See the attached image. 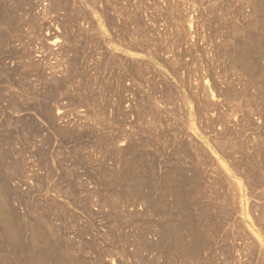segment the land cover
Segmentation results:
<instances>
[{"label": "rangeland", "instance_id": "rangeland-1", "mask_svg": "<svg viewBox=\"0 0 264 264\" xmlns=\"http://www.w3.org/2000/svg\"><path fill=\"white\" fill-rule=\"evenodd\" d=\"M253 1L59 0L58 2V0H0V151H3L0 154L2 156L8 155L7 157L4 156V158L0 155V197H2L0 198V231L3 234L0 235V246L2 245L0 250L5 251V254L2 251L5 259L11 253L16 255L15 257L21 256L24 259L26 257V249H28L29 253L31 251L34 252L37 245L35 234L31 231L34 223L31 224V222L37 221V223L35 222L36 224L42 222L44 212L40 210L30 211V208L23 207L27 206V203L29 206L34 204L44 205L45 208L48 207L49 210H52L49 215L53 216L48 218V225L46 226L48 227L52 224V230L55 229L54 226H56V229H65L64 236L66 237L69 236L68 233L70 232L75 233L78 228L84 229L85 232L87 230L91 231L90 235H93V229H91L93 225L94 227L96 226V229L99 228L98 230L103 227L105 228L102 230H106L112 225L108 226L105 221L99 220L100 217L97 215L101 211L109 213V209L107 210L106 207V200L109 205L111 204V198L117 200L120 197L114 202L119 203L117 205L120 207L125 205L127 208L123 211H126L127 215L132 211L129 210L128 204L126 205V199L131 196L129 185L124 180H121L122 183L119 180L117 181L116 187L114 186L116 189L113 187L111 190L106 189L105 191L99 181L100 177L103 176L101 172L106 170L109 174L118 175L121 172L123 162H126L134 174V170H137V174H140L139 172H142V170L137 169L139 167L134 165L135 160L133 159L135 154L139 155H136L137 157L146 155L148 159L145 156L142 159H144L145 163L148 162L146 168L148 167L149 170L150 167V170L154 173L151 176L158 189L160 184L162 185L159 182L162 181V175H165V172L170 170L178 173L175 165L178 162L176 158H178L180 152V142L188 141L191 144L189 148L196 152L197 158L199 156L201 158H199L201 178L198 181L201 187L204 188V202L202 203L203 196L202 198L200 196L197 198L200 201L202 200L200 202L201 206L209 204V207H211L209 208V215H211L209 216L207 213L208 224H210L207 229L211 228L212 230H210L211 233L209 229L207 232H205L206 230L204 231L206 234L203 237H206V239L203 238L200 246V251L203 248V253L199 251V253L191 255L192 258L196 257L199 259L190 260L191 257L189 256L190 259L187 257V262H196L195 264H225V262H227L226 264H233L234 262L236 264L239 261V264H264V183H260V181L257 183L256 181L255 184L252 179L250 180V178L245 176L243 168L246 169L250 165L242 164L243 160L241 161L242 166L237 165L242 152L248 153L250 158L255 156L254 159H251L252 162L254 161L253 164H258L261 157L264 159V82H262L264 81V57L259 59L260 63H258L260 66L256 67L258 68L256 69L257 72L251 65L247 66H250V69L246 67L240 71L231 66L226 53L227 43L234 38L233 29L236 27H244L245 29L243 28V30L246 31L250 30V32H253L252 40L259 42L261 33L259 34V27L255 25L259 17L255 18L253 13V8L256 7ZM258 20L262 19L259 18ZM247 27L249 29H246ZM230 36L233 37L230 38ZM254 45L258 46L257 42ZM247 69L249 72L252 70V72L246 74ZM48 98L49 100H47ZM21 102H24L25 105ZM18 105H22V107ZM53 110L55 111L53 112ZM54 128L58 133L56 130V132L54 131ZM231 131L242 133L236 135L230 141L229 134ZM71 132L72 136L69 137ZM105 136L110 137L107 140L111 141L112 144L109 142L108 145L107 140L106 143L102 144ZM10 141L12 143H9ZM97 141L98 143L101 141L100 145L97 144ZM138 147L139 149H137ZM6 148L12 154H8ZM112 150H115L116 158H114V155L110 157ZM234 150H236V153L231 158L228 153H233ZM4 151H6V154ZM76 153L77 157H75ZM121 153H124L125 160H123ZM174 154L175 156H173ZM11 155L15 156L10 157ZM42 158L44 163L41 160ZM64 158L71 159L73 163L76 161V166L71 164L70 160L66 159L67 162L64 161ZM10 162H13V166L14 164L16 165L14 166L15 168ZM19 162L21 163L19 164ZM233 163L237 167L241 166L238 174V169L233 172V168H236ZM232 165L233 168L231 170ZM5 167H8L5 171H10L11 173L5 172L3 169ZM63 167H66L64 168L66 170L65 173H61L64 172ZM151 167L156 168V172ZM52 171H54L53 174H51ZM66 172H70L72 175ZM3 173H5L4 176H2ZM76 173H80L81 178L84 175L83 178L81 179ZM86 173L88 174L87 176H85ZM58 174H60V177ZM156 174L158 175L156 176ZM41 175L43 178L40 177ZM52 175L56 177L54 176V178ZM62 175L65 178L61 177ZM66 175L68 178H66ZM87 177L90 179L89 183L88 181L85 182V180H88ZM160 177H162L161 180ZM178 177L176 178L177 181L181 182V177ZM57 178L60 181H56L58 180ZM17 179L19 180L17 181ZM21 179H23L21 181L23 183L20 182ZM43 179H45V183ZM52 179H55L57 183L55 181L54 183ZM49 180H51L53 185ZM72 180L75 182L73 183ZM48 181L56 189L54 187L51 189L52 186H49V183L45 185ZM70 181H72L71 184ZM93 181L96 183L94 184ZM65 183L68 184L67 188ZM251 183H253V186L250 185ZM13 184L16 186L13 187ZM56 184L59 187L62 185L60 187L61 190ZM4 185L7 189L8 187L11 188L9 189L8 198L6 197L8 190L5 189ZM17 186H19L18 189L16 188ZM45 186L48 188H45ZM68 187L70 192L74 191V194H69L71 197L68 196ZM77 187H80L81 190ZM98 188L103 196L99 194ZM13 189L15 192L12 191ZM22 190L24 192L27 190L28 193L30 191V193H24ZM43 190L44 192L47 190L48 194L45 195ZM84 190L88 192L85 194ZM114 190H118L120 193ZM160 190H158L157 194L160 193ZM61 191L63 192L61 193ZM58 192H60L61 197ZM3 193L6 194L4 195ZM64 193L65 196L63 197ZM112 193L115 194V198H113ZM10 195L15 198H12L13 201L11 200L13 204L15 203L14 205H12L11 201L9 202L11 199ZM89 195L90 197L87 198L86 196ZM97 195L98 197H96ZM25 196L28 202L23 199ZM33 196L35 197L33 198ZM84 196L86 198L82 200ZM92 196L95 198L92 199ZM49 197L56 198V200L54 201L52 198L51 200ZM107 197H111L110 200ZM69 198H75L73 202H76V204L80 202L81 204H75L76 208L72 207L73 210L70 205L69 207L66 205L68 204L66 201H72ZM89 198L90 200H88ZM57 199L60 202L64 200L66 204L61 202L60 206V202ZM101 200L103 204L105 203L104 205ZM171 200H169V203ZM208 200L212 204L208 203ZM23 202L26 203L23 205L21 204ZM29 202L31 203L29 204ZM50 202L55 206H59L60 211L62 210L61 214H59L60 211H57L58 208L50 207ZM91 202H94L95 206ZM213 203L221 207L216 209L213 207ZM257 203L261 204V208L256 206ZM138 204L142 208V204L145 203L142 201ZM80 205H82V208L89 205L88 211L90 209L89 212L93 213L95 216L92 215L97 218L88 215L91 213L88 212L87 214V211H83L79 207ZM169 205H172V202ZM15 207H17L16 211ZM40 207L42 206H39V209H42ZM5 208L8 209L6 210ZM80 209H82L83 213H81ZM21 210L22 213H20ZM200 210L199 207H193L192 214L195 215L197 213L195 215L197 217V215L201 214ZM13 211L18 218L13 215ZM66 211L69 215H67ZM52 212L53 214H51ZM94 212L97 213L95 214ZM24 213L25 215H23ZM33 213H41L39 214L41 216ZM74 213L78 214V216L86 213L81 216L82 218L80 216L77 217L79 221L82 220L83 222L91 217L87 219L89 222L87 220L84 222H87L85 225H89L91 230L82 221L78 228L77 226L74 227L72 220L77 219L75 217L77 215ZM29 215L32 216L28 217ZM7 217L10 219L8 220L9 222L13 225L15 224L13 231L18 232L15 227L18 228L19 226L20 228L27 223V227L24 225V233H18L17 236L16 234L14 235L17 232L12 233L13 231H10L12 229H10V226L8 228ZM57 217L62 218L61 220L64 222L61 220L60 222ZM123 219L126 220V218ZM92 220L93 222H90ZM244 220H246V223ZM1 222H5V224L3 223V225ZM71 222L73 225H69ZM64 223L65 225H63ZM2 227L9 229V231L2 229ZM3 230L4 232L6 231V235ZM101 233L103 232L101 231ZM19 234L22 235L20 236ZM14 237L19 238V240L22 239L25 243L22 242L23 246L26 245V251L20 252L25 257L16 251L15 241L17 242L18 239H13ZM58 237L60 242L63 243L61 236L59 235ZM91 237L89 236L87 239ZM9 240H12V242L10 243ZM187 240L189 241L190 239L186 238ZM222 241L223 243L226 242L224 244L220 243ZM216 242L217 244H215ZM79 243L81 244V241H78ZM227 243H229L230 247H228ZM247 244L250 247L252 246V250L247 247ZM207 245L211 246H209L208 252H205L208 248ZM99 246L104 248V242L103 244L100 243ZM117 246H112V248H115V253L121 254L119 246ZM219 247L220 249L222 248V251L224 249L223 253H221ZM245 248L248 250L246 251ZM210 250L213 251L211 252ZM234 250V255H232L231 251ZM226 253L228 254L225 259ZM2 254L0 255V261H4L1 264H5L7 259L5 261ZM152 254L149 255L150 257L148 255L145 256L146 259L149 257L146 261L151 262L153 257L156 256L158 260L160 259L157 264H165L164 260L167 264L168 257L165 258L163 255L164 257L160 256L159 258L157 255ZM222 254L225 255L222 256ZM118 256L110 258L113 261L108 259L106 264H127V260L130 258L126 254H121L123 257L119 256V259ZM178 256L173 254L171 257L176 264L179 261H181L179 264H189L187 262L184 263L187 259H184L183 256ZM202 256L207 259H203ZM232 256L233 258H231ZM234 257L239 259L236 260ZM120 258H124L126 262L120 260ZM26 259L19 260V264L22 261H25L24 263L26 264L28 261ZM132 259L134 260V258L129 259V264L141 263L139 260L135 259L136 261H133ZM182 259L184 260L183 262ZM230 259L235 260L232 262ZM118 260L120 261L117 262ZM172 260L171 262L173 263ZM175 260L178 261L176 262ZM153 261H155V258Z\"/></svg>", "mask_w": 264, "mask_h": 264}, {"label": "bare ground", "instance_id": "bare-ground-1", "mask_svg": "<svg viewBox=\"0 0 264 264\" xmlns=\"http://www.w3.org/2000/svg\"><path fill=\"white\" fill-rule=\"evenodd\" d=\"M58 2H59V0H58ZM254 2V4H256V7H254L253 8V13H254V15H255V18H257V17H259L260 19H262V20H258L257 19V21H256V23H255V25H257L258 27H259V29L258 30H260V32H259V36H260V39H259V42L258 41H253L252 40V33L253 32H250V30H248V31H246V30H243V28H238V27H236V28H234L233 30H234V33H233V36H234V38H232L231 36H230V38H232V40H227L228 41V43H227V41H226V43H227V54H228V58H229V61H230V64H231V66L232 67H234V68H236V69H239L240 71H242L241 69H245L248 65H251L252 66V68H254L255 69V72H257V70L256 69H258V68H256V67H259L260 66V62H259V59L261 58V59H263L262 57H264V0H254L253 1ZM55 4V3H54ZM60 6V5H59ZM59 6H57V7H59ZM254 6V5H253ZM255 10H256V13H255ZM6 13V12H5ZM72 14V13H71ZM73 15V14H72ZM67 17V16H66ZM3 18V17H2ZM68 18V17H67ZM5 19V18H4ZM72 19V18H71ZM69 20H70V18H69ZM7 24V23H6ZM245 29V28H244ZM246 29H249L248 27L246 28ZM258 33V32H257ZM3 34V33H2ZM126 34V33H125ZM5 36V35H4ZM229 38V39H230ZM256 42H257V45L258 46H255L254 44H256ZM225 43V44H226ZM225 46V45H224ZM264 60V59H263ZM259 62V63H258ZM259 65V66H258ZM250 67V66H249ZM249 67H247V68H249ZM250 69V68H249ZM260 69V68H259ZM261 70V69H260ZM259 70V71H260ZM247 71V73L246 74H249V73H251L252 72V70H251V72H249V70L247 69L246 70ZM245 71V72H246ZM244 72V71H243ZM254 72V71H253ZM263 73V72H262ZM245 74V75H246ZM248 76V75H247ZM250 76H251V74H250ZM249 76V77H250ZM253 77V76H252ZM256 78H258V77H256ZM264 78V77H263ZM250 79V78H249ZM262 79V78H261ZM262 81V80H261ZM3 82V81H2ZM262 82H264V81H262ZM54 83V82H53ZM256 83H257V81H256ZM52 86V85H51ZM54 86H56V85H54ZM56 88V87H55ZM58 89V88H57ZM173 90V89H172ZM246 90V89H245ZM3 92V91H2ZM1 92V93H2ZM55 92V91H54ZM57 92V91H56ZM57 94V93H56ZM55 94V95H56ZM4 95V94H3ZM54 95V94H53ZM57 95H59V94H57ZM63 95V94H62ZM69 96V95H68ZM4 97V96H3ZM42 97V96H41ZM62 97V96H61ZM65 97V96H64ZM173 97V96H172ZM46 98V97H45ZM72 98V97H71ZM71 98H69V99H71ZM5 99V98H4ZM52 99V98H51ZM54 99H55V97H54ZM56 99H58L57 97H56ZM42 100V99H41ZM47 100H49V98L47 99ZM66 100H67V95H66ZM43 101V100H42ZM45 101H46V99H45ZM70 101V100H69ZM69 101H67V102H69ZM75 101V100H74ZM22 103V102H21ZM24 103V102H23ZM22 103V104H23ZM37 103H39V102H37ZM52 103V102H51ZM56 103V102H55ZM79 103V102H78ZM56 104H58V103H56ZM11 105V104H10ZM17 105V104H16ZM15 105V106H16ZM24 105H25V103H24ZM44 105V104H43ZM42 105V106H43ZM47 105V104H46ZM71 105V104H70ZM19 107H22V105L20 106V105H18ZM24 107V106H23ZM41 107V106H40ZM50 107V106H49ZM84 107H85V105H84ZM46 108V107H45ZM53 108V107H52ZM88 108H91V107H88ZM95 108V107H94ZM17 109V108H16ZM15 109V110H16ZM55 109V108H54ZM14 110V109H13ZM23 110V109H22ZM47 110V109H46ZM9 111V110H8ZM29 111V110H28ZM55 110H53V112H54ZM102 111V110H101ZM11 112V111H10ZM15 112V111H14ZM17 112V111H16ZM42 112V111H41ZM52 112V113H53ZM87 112V111H86ZM38 113V112H37ZM43 114V113H42ZM54 123V122H53ZM56 127V126H55ZM37 130H38V128H37ZM44 130V129H43ZM56 129L54 128V131H55ZM73 130V129H72ZM71 130V131H72ZM36 131V130H35ZM51 131V130H50ZM54 131H53V133H54ZM57 131V130H56ZM55 131V132H56ZM76 131V130H75ZM37 132V131H36ZM39 132V131H38ZM81 132V131H80ZM79 132V133H80ZM57 133H58V131H57ZM78 133V134H79ZM242 132H230V134H229V139H230V141H231V139L233 138L234 139V137L236 136V135H238V134H241ZM38 134V133H37ZM71 135H69V137L70 136H72V132L70 133ZM73 134H74V132H73ZM13 135V134H12ZM77 135V134H76ZM11 136V135H10ZM106 136H108V135H106ZM105 136V139H104V137H103V141H102V144L103 143H106V140H107V138L108 137H106ZM4 137V136H3ZM12 138V137H11ZM14 138V137H13ZM57 138V137H56ZM73 138V137H72ZM75 138H76V136H75ZM7 139V138H6ZM108 139H110V137L108 138ZM112 139V138H111ZM8 140V139H7ZM12 140V139H11ZM65 140V139H64ZM113 140V139H112ZM108 141V140H107ZM115 141V140H114ZM3 142V141H2ZM7 142V141H6ZM101 142V141H100ZM99 142V143H100ZM111 143V141H108L107 142V144L108 143ZM4 143V142H3ZM9 143H12L11 141L9 142ZM98 143V141H97V144H99ZM194 143V142H193ZM112 144V143H111ZM132 144V143H131ZM230 144V143H229ZM234 144V143H233ZM100 145V144H99ZM105 145V144H104ZM109 145V144H108ZM114 145H115V143H114ZM113 145V146H114ZM129 145V144H128ZM191 144H190V142H188V141H182V142H180V152H179V154H178V158H176L177 159V165H175L176 167H177V172L178 173H175V171H170L169 169V172H165L166 174L165 175H162L163 176V178L162 177H160V180H161V178H162V181L161 182H159V184L160 183H162V185L160 184V186H161V190H160V186H159V188L157 189V185H156V183H154V181L152 180V176H151V174L153 173L152 172V170H150V167H149V170H148V167L146 168V164L148 163H145V161H144V159H142V157L144 158V156L146 157V155H144V156H142V157H137V156H139V155H137V154H135V156H134V159L133 160H135V166H138L139 168H137L138 170L140 169V171L142 170V172H139L140 174H137V170H134L135 171V174L132 172L133 170L132 169H129V165L128 164H126V162H123V165H122V169H121V172H120V174H118V173H116V174H118V175H112V174H109L108 173V171H106L105 169V171H103V172H101V174L103 175L102 177H100V183H101V186H103V188H105V191H106V189H108V190H111L115 185H117V181L119 180L120 182H121V180H124V182L126 181L127 183H128V185H129V189H130V196L131 197H129L128 199H126L127 200V203H126V205L128 204V208H129V210L130 211H132V212H129V214H127L126 215V211H123V210H126V208L127 207H125V205H124V207H120V206H118L117 204H119V203H115L118 199H120V197L116 200V199H112L111 197H107L108 198V200H110V198H111V204H109L108 205V201L106 200V207H107V210H108V212L109 213H105L104 211L102 212L101 211V213H97V215L100 217L99 218V220L101 219V221H105L106 222V224H108V226L110 225H112L111 227H109V228H107L106 230H102L103 228H105V227H103L101 230H98V229H96L95 227H94V225L93 226H91V229H93V235H90V232L87 230L86 232L84 231V229L82 230V229H80V228H78V226L79 225H81L80 224V222L82 221H79L78 220V218L77 217H79L78 216V214H75V215H77V216H75L77 219H73L74 218V216H73V220H72V222H73V224H74V227L75 226H77V230L75 231L74 229H73V231H75V233H68V237H66V236H64V232H65V229H56V226H54V230H52V224H50L48 227L46 226V225H48V222H47V220H48V218L49 217H51V216H53V215H49V213L52 211V210H49L48 209V207L47 208H45V206L44 205H35L34 203V205H31V206H29L28 205V203H27V206L25 205V206H23V207H28V208H30V211L32 210V212H33V210H40V211H42V212H44V216H43V221L42 222H39L40 221V219L42 218H40L39 219V224H36L37 223V221H32V219H31V224L32 223H34V225L32 226V228H33V230H31V231H33V233L35 234H33L34 236H35V241H37L36 243H37V245H36V243H35V245H36V247H35V250H34V252H28V249H26L25 250V246H23V244H22V242H23V240L21 239V240H19V238H17L18 240H17V242L15 241V243H16V245H15V247H17V248H15L16 249V251L17 252H24V250L26 251L25 253H26V257L24 256V254L23 253H20V254H23V256L25 257V258H27L26 260H28L27 261V263L26 264H106V261L109 259V260H111L110 258H113V257H117V255H119L120 257H123V256H121V254H126L127 256H128V258L130 257V258H134V260L136 259V260H139V261H141V263L142 264H157L158 263V261L160 260H158V258L155 256V257H153V259H152V261L150 262V261H146L150 256V254L151 253H153L152 255H157L159 258H160V256H165V258H169L167 261V264H176L172 259H171V257H172V255L173 254H175V255H181V256H183L184 257V259H187V257H191V255H194V254H196V253H199V251H200V246H201V241L203 240V236H205V232H207L208 231V229H207V227L208 226H210V224H208V218H207V213H208V215H209V208H211V207H209V204L208 205H206V204H204V205H206V206H201L200 205V202L202 201V203L204 202V193H203V189L204 188H202L201 187V185H200V183H199V181L198 180H200V176H201V174H200V166H199V163H200V160H199V158H200V156H199V158H197L196 157V152L194 151V150H191L190 148H189V146H190ZM194 145V144H193ZM231 145H232V143H231ZM5 146V145H4ZM107 146V145H106ZM111 146V145H110ZM133 146H135V145H133ZM196 146V145H195ZM198 146V145H197ZM46 147H48V146H46ZM105 147V146H104ZM104 147H102V148H104ZM109 147V146H108ZM137 147V146H136ZM193 147V146H192ZM229 147H232V146H229ZM1 148V147H0ZM3 148V147H2ZM13 148V147H12ZM106 148V147H105ZM133 148V147H132ZM195 148V147H194ZM234 148V147H233ZM232 148V149H233ZM4 149V148H3ZM7 149L8 148H6V151H7ZM11 149V148H10ZM9 149V150H10ZM114 149V148H113ZM134 149H135V147H134ZM137 149H139V147L137 148ZM122 150L123 151H125L123 148H122ZM128 150H129V148H128ZM130 150H132V149H130ZM177 150V149H176ZM175 150V151H176ZM6 151H4V153L6 152ZM119 151L121 152V150H120V148H119ZM198 151V150H197ZM231 151V150H230ZM3 152V151H2ZM2 152L0 151V153L2 154ZM112 152H114V154H112ZM112 152H111V156L110 157H113L112 155H114V158H116L115 157V150L113 151L112 150ZM120 152H119V154H120ZM126 152H127V149H126ZM134 152V151H133ZM132 152V153H133ZM137 152V151H136ZM177 152V151H176ZM7 153L8 154H12L11 153V151H10V153L7 151ZM22 153V152H21ZM68 154H69V152H67ZM140 153V152H139ZM175 153V152H174ZM200 153V152H199ZM236 153V150H234V152L233 153H228L229 154V156L232 158V155H234ZM0 154V155H1ZM6 154V153H5ZM43 154H44V152H43ZM63 154H64V152H63ZM118 154V155H119ZM124 154V153H123ZM122 153H121V155L123 156V160H125L126 159V157H124V155H123ZM175 154H177V153H175ZM175 154L173 155V156H175ZM200 154H202V153H200ZM46 155V154H45ZM110 155V154H109ZM133 155H134V153H133ZM137 155V156H136ZM143 155V154H142ZM2 156V155H1ZM5 157H7L8 155H4ZM4 156H2L3 158H4ZM13 156H15V155H13ZM12 155L10 156V157H13ZM19 156H20V154H19ZM78 155H77V153H76V156L75 157H77ZM126 156V155H125ZM127 156H129L130 157V155L129 154H127ZM46 157V156H45ZM83 157V156H82ZM81 157V158H82ZM177 157V156H176ZM15 158V157H14ZM69 158V157H68ZM107 158V157H106ZM128 158V157H127ZM147 158V157H146ZM146 158H145V160H146ZM254 158H255V156H254ZM253 157H249L248 156V153H246V152H242L241 153V155H240V157H239V159L240 160H238V163H237V165H241V161L243 160V162H242V164H244V165H250V166H247V168L246 169H244L243 168V170H245L244 171V173H245V176H247V178H250V180L252 179L253 181L252 182H255V184H256V181H257V183L260 181V183H264V159H262V157H261V160L258 162V164L256 163V164H253L254 163V161L252 162V160L251 159H254ZM6 159V158H5ZM47 159H49V158H47ZM52 159H54V158H52ZM51 159V160H52ZM65 159V158H64ZM67 159V158H66ZM66 159L64 160V161H66ZM71 159H73L72 157H71ZM71 159H69L70 160V162H71ZM84 160H85V158H83ZM82 159V160H83ZM102 159H104V158H102ZM119 159H121V158H119ZM130 159H132V158H130ZM148 159V158H147ZM175 159V158H174ZM201 159V158H200ZM11 160H12V158H11ZM16 160V159H15ZM42 161H43V163H44V159L42 158L41 159ZM50 160V161H51ZM68 160V159H67ZM68 160V161H69ZM76 160H77V158H76ZM132 160V161H133ZM167 160V162H169V160L168 159H166ZM256 161H257V159H255ZM3 161V160H2ZM12 161H14V160H12ZM62 161V160H61ZM74 161H75V159H74ZM80 161V160H79ZM121 161V160H120ZM130 161V160H129ZM41 162V161H40ZM55 162H57L56 160H55ZM67 162V161H66ZM82 162V161H81ZM11 163V162H10ZM15 163V162H14ZM21 162H19V164H20ZM23 163V162H22ZM42 163V162H41ZM46 163H49V162H46ZM54 163V162H53ZM58 163V162H57ZM64 163V162H63ZM75 163H76V161H75ZM75 163H73V162H71V164H75ZM83 163V162H82ZM105 163V162H104ZM103 163V164H104ZM116 163H118L117 161H116ZM129 163V162H128ZM130 163H131V161H130ZM203 163V162H202ZM235 163V162H234ZM233 163V165H234V167H236V168H233V165H232V167H231V170H232V168H233V172L235 171L236 172V170L238 169V171H237V174H238V172H239V169H240V167L242 166H240V167H237V166H235V164ZM12 164V166H13V162L11 163ZM16 164H17V162H16ZM50 164V163H49ZM48 164V165H49ZM59 164H62V163H59ZM85 164V163H84ZM101 164V163H100ZM232 164V163H231ZM9 165V164H8ZM41 165V164H40ZM55 165L57 166V164L55 163ZM83 165V164H82ZM108 165V164H107ZM120 165H121V163H120ZM12 166H11V168H12ZM14 166H16L15 164H14ZM13 166V167H14ZM58 166H60V165H58ZM75 166H76V164H75ZM88 166V165H87ZM99 166V165H98ZM101 166H102V164H101ZM134 166V167H135ZM174 166V167H175ZM9 167H10V165H9ZM61 167V166H60ZM60 167H56V168H60ZM104 167V166H103ZM243 167H246V166H243ZM1 168V167H0ZM8 168V167H7ZM6 167L5 168H3L4 169V171H5V169H7ZM15 168V167H14ZM62 168V167H61ZM64 168H66V167H63V170H64ZM84 168V167H83ZM99 168V167H98ZM102 168V167H101ZM100 168V169H101ZM106 168V167H105ZM146 168V169H145ZM153 167H151V169H152ZM172 168V167H171ZM10 169V168H9ZM19 169V168H18ZM46 169V168H45ZM86 169H87V167H86ZM103 169V168H102ZM108 169V168H107ZM110 169V168H109ZM134 169V168H133ZM136 169V168H135ZM156 169V168H155ZM154 168H153V170L156 172V170H155ZM202 169V168H201ZM17 170V169H16ZM52 170V169H51ZM82 170V169H81ZM85 170V169H84ZM84 170H83V172H84ZM118 170V169H117ZM117 170H115L116 172H117ZM174 170V169H173ZM176 170V169H175ZM203 170V169H202ZM242 170V169H241ZM65 171L66 170H64V172H61V173H65ZM69 171V170H68ZM67 171V172H68ZM88 171H90V170H88ZM100 171V170H99ZM98 171V172H99ZM102 171V170H101ZM111 171V170H110ZM137 171V172H136ZM167 171V170H166ZM2 172H3V170H2ZM5 172H7V173H9L10 171H5ZM46 172V171H45ZM49 172H50V170H49ZM53 172L54 171H52V173L51 174H53ZM66 172V173H67ZM71 172H73V171H71ZM86 172V171H85ZM97 172V173H98ZM112 172V171H111ZM202 172V171H201ZM240 172H242V171H240ZM6 173V175H8ZM11 173V172H10ZM70 173V172H69ZM69 173H67V174H69ZM75 173V172H74ZM74 173H73V175H74ZM158 173V172H157ZM4 174L5 173H3V175L2 176H4ZM18 174V173H17ZM45 174V173H44ZM79 177H80V173L78 174V173H76ZM90 174V173H89ZM96 174V173H95ZM135 175V176H133V175ZM154 174V173H153ZM12 176H13V174H11ZM15 175V174H14ZM37 175V174H36ZM45 175H47V174H45ZM55 175H56V173H55ZM54 175V176H55ZM60 174H58V176H59ZM65 175V174H64ZM70 175H72L71 173H70ZM69 175V176H70ZM88 174L86 173V175L85 176H87ZM158 174H156V176H157ZM190 175V176H189ZM204 175V174H203ZM34 176H35V174H34ZM50 177H51V175H49ZM53 176V175H52ZM53 176V177H54ZM75 176V175H74ZM82 176V175H81ZM84 176V175H83ZM83 176H82V178H83ZM98 176V175H97ZM97 176H95V177H97ZM155 176V175H154ZM178 176H180L181 177V182H178L177 181V177ZM40 177H42V175L40 176ZM39 177V178H40ZM46 177V176H45ZM56 177V176H55ZM54 177V178H55ZM60 177V176H59ZM61 177H63V175L61 176ZM94 177V176H93ZM176 177V178H175ZM5 178V177H4ZM11 178H14V177H11ZM22 178V177H21ZM26 178V177H25ZM36 178V177H35ZM43 178V177H42ZM63 178H65V177H63ZM66 178H68V176L66 175ZM71 178V177H70ZM76 178V177H75ZM81 178V177H80ZM81 178V179H82ZM92 178V177H91ZM179 178V177H178ZM204 178V177H203ZM246 178V177H245ZM246 178V179H247ZM7 179V178H6ZM24 179V178H23ZM23 179H21L20 180V182L23 180ZM38 179V178H37ZM41 179V178H40ZM46 179H49V178H46ZM58 179V178H57ZM62 179V178H61ZM72 179V178H71ZM74 179V178H73ZM78 179V178H77ZM87 179H88V177H87ZM94 179V178H93ZM96 179V178H95ZM98 179H99V177H98ZM19 179H17V181H18ZM44 180V183H45V179H43ZM75 181H76V179H74ZM74 180H72L73 181V183L75 182ZM89 180L90 179H88V180H85V182L86 181H88V183H89ZM178 180H180V179H178ZM232 180V179H231ZM7 181H8V179H7ZM24 181H25V179H24ZM50 181V183H51V180H49ZM49 181L45 184V185H47L48 183H49ZM52 181L54 182L55 181V179H52ZM56 181H60L59 179L58 180H56ZM55 181V182H56ZM63 181V180H62ZM61 181V182H62ZM65 181V180H64ZM72 181H70V184H71V182ZM78 181V180H77ZM98 181V180H97ZM9 182V181H8ZM19 182V183H20ZM26 182V181H25ZM40 182H41V180H40ZM54 182V183H55ZM66 182V181H65ZM80 182V181H79ZM82 182V184H84L83 183V181H81ZM94 182V181H93ZM123 182V183H124ZM5 183V182H4ZM18 183V182H17ZM21 183H23V182H21ZM42 183H43V181H42ZM50 183H49V186H52L53 185V183H51L52 185H50ZM57 183V182H56ZM59 183V182H58ZM63 183V182H62ZM61 183V184H62ZM96 182H94V184H95ZM122 183V182H121ZM202 183V182H201ZM2 184V183H1ZM6 184H8L7 182H6ZM5 184V185H6ZM11 184V183H10ZM9 184V185H10ZM16 184V183H15ZM60 184V183H59ZM76 184H78V183H76ZM87 184V183H86ZM120 184V183H119ZM125 184V183H124ZM253 183H251L250 185L251 186H253L252 185ZM254 184V185H255ZM5 185H4V187H5ZM8 185V186H9ZM14 185V184H13ZM12 185V186H13ZM22 185V184H21ZM24 185V184H23ZM57 185V184H56ZM63 186H64V184H62ZM62 185L60 186V187H62ZM65 187L67 188V183H65ZM79 185V184H78ZM81 185V184H80ZM85 185V184H84ZM98 185L100 186V184H99V182H98ZM121 185V184H120ZM127 185V184H126ZM127 185V186H128ZM258 185V184H257ZM7 186V187H8ZM16 185H14L13 187H15ZM19 186H20V184H19ZM19 186H17L16 188L18 189V187ZM58 186V185H57ZM75 186V185H74ZM98 186V187H99ZM119 186V185H118ZM117 186V187H118ZM163 186V187H162ZM203 187H205L204 185H202ZM21 187H23V186H21ZM20 187V188H21ZM47 186H45V188H46ZM53 187L54 186H52L51 187V189H53ZM59 187V186H58ZM59 187V188H60ZM65 187H63V188H65ZM70 187V186H69ZM68 187V190L70 189ZM72 187V186H71ZM76 187V186H75ZM81 187V186H80ZM79 187V188H80ZM85 187V186H84ZM86 187H88V186H86ZM116 187V186H115ZM114 187V188H115ZM123 187V186H122ZM126 187V186H125ZM48 188V187H47ZM55 189H56V187H54ZM65 188V189H66ZM74 188V187H73ZM78 188V187H77ZM78 188V189H79ZM100 188H102V187H100ZM102 188V189H103ZM127 188V187H126ZM3 189V188H2ZM1 189V190H2ZM5 189L6 190H8L6 193H7V195H6V197L8 196V194L10 193V191H9V189H11V188H9L8 187V189L5 187ZM42 189H44V188H42ZM51 189H49V190H51ZM74 189H76V188H74ZM85 189V188H84ZM88 189H89V187H88ZM99 189V188H98ZM102 189H101V191H102ZM116 189V188H115ZM4 190V189H3ZM21 190V189H20ZM59 190V189H58ZM57 190V191H58ZM60 190H61V188H60ZM63 190V189H62ZM80 190H81V188H80ZM82 190H83V188H82ZM119 190V189H118ZM118 190H114V191H117V193L119 192ZM127 190V189H126ZM158 190H160V193L159 194H157L158 193ZM12 191H14L15 192V190L13 189ZM11 191V192H12ZM64 191V190H63ZM63 191H61V193L63 192ZM85 191V190H84ZM84 191H82L83 193H84ZM129 191V190H128ZM22 192H24L23 190H22ZM43 192H44V190H43ZM46 192H47V190H46ZM46 192H44L45 193V195H47L48 194V192L46 193ZM50 192H53V191H50ZM49 192V193H50ZM68 192V191H67ZM69 192H70V190H69ZM68 192V196L69 197H71L70 195H71V193H73L74 191H72V192H70L69 193ZM86 192H88V191H85V194H86ZM5 193V194H6ZM17 193H18V190H17ZM21 193V192H20ZM24 193H28L27 192V190H26V192H24ZM29 193H30V191H29ZM28 193V194H29ZM54 193V192H53ZM52 193V194H53ZM59 194L58 195H60V192H58ZM92 193V192H91ZM94 193V192H93ZM103 193V192H102ZM107 193H111V192H107ZM117 193H116V195H117ZM120 193V192H119ZM127 193V192H126ZM4 194V193H3ZM4 194V195H5ZM15 194V193H14ZM22 194V193H21ZM41 194V193H40ZM54 194H56V193H54ZM70 194V195H69ZM74 194V193H73ZM72 194V195H73ZM75 194H77L76 192H75ZM89 194V193H88ZM99 194H100V189H99ZM113 194V193H112ZM1 195V194H0ZM39 195V194H38ZM50 195H51V193H50ZM58 195H56L57 197H58ZM78 195V194H77ZM76 195V197H78ZM81 195V194H80ZM91 195V194H90ZM90 195L89 196H86L87 198L88 197H90ZM101 195V194H100ZM99 195V196H100ZM107 195V194H106ZM119 195V194H118ZM124 195V194H123ZM3 196V195H2ZM20 196V195H19ZM30 196V195H29ZM42 196V195H41ZM51 196H53V195H51ZM65 196V193L63 194V197ZM67 196V195H66ZM93 196H94V194H93ZM92 196V197H93ZM101 196H103V195H101ZM107 196H109V195H107ZM112 196H114L113 198H115V194H113ZM120 196H121V194H120ZM126 196H127V194H126ZM198 196H200L201 198H202V196H203V199L200 201V199H198L197 197ZM10 197H11V195H10ZM17 197V196H16ZM35 196H33V198H34ZM60 197H61V195H60ZM74 197V196H73ZM85 196L82 198V200L83 199H85L86 198ZM91 197V198H92ZM96 197H98V195L96 196ZM128 197V196H127ZM199 197V198H200ZM0 198H2V197H0ZM8 198V197H7ZM15 199L14 198V196L12 195V197H11V199L9 200V202L12 200L13 201V199ZM31 198V197H30ZM37 198V197H36ZM35 198V199H36ZM40 198H42V197H40ZM50 198V197H49ZM48 198V199H49ZM54 201L56 200V198H53V197H51ZM50 198V199H51ZM66 198H68V197H66ZM95 197H93L92 199H94ZM102 198V197H101ZM125 198V197H124ZM17 199V198H16ZM19 199V198H18ZM23 199H25L26 201L28 200L27 199V197L25 196ZM35 199H34V201H35ZM45 199V198H44ZM47 199V198H46ZM51 199V200H52ZM64 199V198H63ZM70 200L72 199V201H69L68 200V202L66 201V203H68V204H66L65 203V201L63 200H61V202H62V204H66L68 207H69V205H70V207L72 208V207H74V208H76V205H78V204H81L79 201H77V202H79V203H77L76 204V202L74 203L73 202V200L75 199V198H69ZM79 199H81V198H79ZM99 199V198H98ZM170 199H172L171 201H170V203L172 202V205H169L170 203H169V200ZM199 201H198V200ZM3 200V199H2ZM20 200H21V198H20ZM30 200V199H29ZM37 200V199H36ZM58 200V199H57ZM88 200H90V198L88 199ZM243 200V199H242ZM12 201H11V203H12ZM19 201V200H18ZM18 201H17V204H18ZM32 201V200H31ZM44 201V200H43ZM46 201H48V200H46ZM45 201V202H46ZM59 202H60V200H58ZM75 201V200H74ZM85 201V200H84ZM95 201V200H94ZM115 201V202H114ZM120 201V200H119ZM118 201V202H119ZM142 201H144V203L145 204H142V208H141V205L140 204H138V203H140V202H142ZM206 201V200H205ZM209 201V200H208ZM207 201V202H208ZM28 202V201H27ZM33 202V201H32ZM36 202H38V201H36ZM39 202H40V200H39ZM44 202V203H45ZM53 202V201H52ZM61 202H60V206H61ZM64 202V203H63ZM101 202H102V200H101ZM105 202V201H104ZM26 203V202H25ZM24 202L23 203H21V204H25ZM31 202H29V204H30ZM41 203V202H40ZM39 203V204H40ZM46 203H48V202H46ZM45 203V204H46ZM51 203V202H50ZM49 203V204H50ZM82 203H83V201H82ZM86 203V202H85ZM91 203H94V202H91ZM110 203V202H109ZM208 203H210V201L208 202ZM15 204V203H14ZM13 203H12V205H14ZM54 204H55V202H54ZM76 204V205H75ZM87 204V203H86ZM88 204H89V202H88ZM99 204V203H98ZM102 204H103V202H102ZM105 204V203H104ZM103 204V205H104ZM210 204H212V203H210ZM214 204V203H213ZM20 205V204H19ZM18 205V206H19ZM51 206L50 207H54V208H58L59 206H55V205H53L52 203L50 204ZM56 205H58V204H56ZM84 205V204H83ZM91 205V204H90ZM4 206H5V203H4ZM39 206H42V207H40V208H42V209H39ZM89 206V205H88ZM87 205L86 206H83V208H82V205H80L79 207H81L82 209H83V211H87V214H88V212L90 211V209H89V211H88V208L90 207H88ZM91 206H93V205H91ZM94 206H95V203H94ZM99 206V205H98ZM102 206V205H101ZM121 206H123V205H121ZM172 206V207H171ZM256 206L257 207H260L261 208V204H256ZM8 207V206H7ZM20 207H21V205H20ZM43 207H44V209H43ZM64 207H65V205H64ZM78 207V208H79ZM103 207V206H102ZM193 207H199L201 210H200V215H197V217L194 215V214H192V209H193ZM213 207L214 208H216V209H219V207H221V206H217V204L215 203L214 205H213ZM12 208H13V206H12ZM17 207H15V211L17 210L16 209ZM71 208H69V209H71ZM93 208V207H92ZM91 208V209H92ZM98 208V207H97ZM131 208V209H130ZM244 208V207H243ZM6 209V208H5ZM8 209V208H7ZM6 209V210H7ZM19 209V208H18ZM52 209V208H51ZM59 209V208H58ZM57 209V211L59 212L60 211V209L58 210ZM63 209H65V208H63ZM68 209V210H69ZM73 209V208H72ZM82 209H80L81 210V213H83V211H82ZM99 209H100V207H99ZM104 209V208H103ZM106 209V208H105ZM138 209H142V210H139L138 211ZM257 209V208H256ZM6 210H4L5 212H6ZM11 210V209H10ZM23 210V209H22ZM22 210H21V212L20 213H22ZM29 210V209H28ZM74 210V209H73ZM79 210V209H78ZM94 210V209H93ZM92 210V211H93ZM95 210H96V208H95ZM94 210V211H95ZM107 210H106V212H107ZM195 210V209H194ZM232 210V209H231ZM235 210V209H234ZM19 211H20V209H19ZM62 211V210H61ZM61 211H60V213L59 214H61ZM97 211H98V209H97ZM128 211V210H127ZM14 212V211H13ZM24 212V211H23ZM26 212V211H25ZM41 212V213H42ZM69 212V211H68ZM77 212V211H76ZM231 213H232V211H230ZM12 213V212H11ZM19 213V214H20ZM38 213V212H37ZM41 213H39V214H41ZM66 213H67V211H66ZM80 213V214H81ZM89 213H91V212H89ZM95 213V212H94ZM95 213V214H96ZM195 213V212H194ZM234 213V212H233ZM2 214H4V213H2ZM8 214H10L9 212H8ZM34 215H39V214H35V213H33ZM32 214V215H33ZM51 214H53V212L51 213ZM62 214H64V213H62ZM84 214H86V213H84ZM84 214H82V215H84ZM93 213H91V214H88V215H92ZM125 214V215H124ZM199 214V213H198ZM235 214V213H234ZM13 215L15 216V217H17L18 218V216L16 215V213L14 212L13 213ZM13 215H12V217H13ZM22 215V214H21ZM23 215H25V213L23 214ZM32 215H29L28 217H30V216H32ZM56 215V214H55ZM67 215H69L68 213H67ZM81 215V216H82ZM94 215V214H93ZM92 215V216H93ZM211 215V214H210ZM209 215V216H210ZM229 215H231V214H229ZM9 216V215H8ZM27 216V215H26ZM39 216H41V215H39ZM57 216V215H56ZM60 216V215H59ZM66 216V215H65ZM71 216V215H70ZM80 216V218H82ZM86 216V215H85ZM95 216V215H94ZM93 216V217H94ZM232 216V215H231ZM249 216V215H248ZM3 217H5V216H3ZM10 217H11V215H10ZM21 217V216H20ZM34 217V216H33ZM36 217H38V216H36ZM61 217V216H60ZM69 217V216H68ZM87 217V216H86ZM9 217H7V221L8 220H10V219H8ZM24 218H26L25 216H24ZM35 218V217H34ZM39 218V217H38ZM83 218L85 219V217L83 216ZM89 218H91V217H89ZM89 218H87V219H89ZM94 218H97V217H94ZM123 218H126V220H124ZM27 219V218H26ZM37 219V218H36ZM55 219V218H54ZM57 219H59V221L62 219V218H58L57 217ZM83 219V220H84ZM86 219V220H87ZM30 220V219H29ZM28 220V221H29ZM34 220V219H33ZM50 220V219H49ZM53 220V219H52ZM64 220L66 221V219L64 218ZM69 220V219H68ZM85 220V221H86ZM2 221H4V220H2ZM6 221V222H7ZM14 222H15V220H13ZM54 221V220H53ZM53 221H51V222H53ZM56 221H58V220H56ZM58 221V222H59ZM62 222H64L63 220H61ZM60 221V222H61ZM84 221V222H85ZM88 222H89V220H87ZM95 221H97V220H95ZM100 221V222H101ZM245 221V223H246V220H244ZM20 222H22L21 220H20ZM19 222V223H20ZM25 222V221H24ZM50 222V221H49ZM58 222H53V223H58ZM60 222H59V224H60ZM72 222L71 223H69V225L70 224H72ZM83 222V221H82ZM83 222V223H84ZM90 222H93V220L92 221H90ZM5 224V222H1V224ZM7 223H9V225L8 224H6V225H8V228H9V226H10V229H12V230H10V231H13V229H14V225L11 223V222H7ZM18 223V224H19ZM26 223V222H25ZM66 223V222H65ZM65 223L63 224V225H65ZM68 223V222H67ZM87 223V222H86ZM86 223H84V225L86 224ZM3 224V225H4ZM16 224H17V222H16ZM30 224V223H29ZM28 224V225H29ZM72 224V225H73ZM90 224V223H89ZM91 224H93V223H91ZM6 225H5V227H6ZM22 225V224H21ZM24 225L25 224H23L20 228H19V226H18V228L17 227H15L17 230H18V232L17 231H13L12 233H14V232H17V233H14V235L16 234V236H17V234L18 233H24L23 232V229H25L24 228ZM26 225H27V223H26ZM25 225V226H26ZM43 225H45V226H43ZM54 225V224H53ZM62 225V226H63ZM83 225V224H82ZM96 225H98V224H96ZM246 225V224H245ZM1 226V225H0ZM30 226V227H31ZM58 226V225H57ZM85 226H89V225H85ZM105 226V225H104ZM107 226V227H108ZM4 227V226H3ZM2 227V229H4ZM27 227V226H26ZM81 227H83V226H81ZM57 228H59V227H57ZM66 228H67V224H66ZM71 228V227H70ZM69 228V229H70ZM73 228V227H72ZM84 228V227H83ZM206 228V229H205ZM28 229V228H27ZM76 229V228H75ZM89 229H90V226H89ZM90 229V230H91ZM120 229V230H119ZM4 230H8L9 231V229H4ZM4 230H3V232H4ZM63 230V231H62ZM67 230V229H66ZM72 230V229H71ZM206 230V231H205ZM210 230H212L211 228L209 229V232H210ZM27 231V230H26ZM101 231L103 232V233H101ZM205 231V232H204ZM1 232V231H0ZM6 233V231L4 232V234ZM11 233V232H10ZM203 233H204V235H203ZM211 233V232H210ZM2 234V232L0 233V235ZM7 234V233H6ZM5 234V235H6ZM3 235V234H2ZM13 235V234H12ZM20 235V234H19ZM22 235V234H21ZM20 235V236H21ZM61 236V241L63 240L64 242L62 243V242H60V239H59V237L58 236ZM208 235V234H207ZM9 236V235H8ZM33 236V237H34ZM56 236H57V238H56ZM89 236H92L90 239H87V237H89ZM209 236V235H208ZM26 237V236H25ZM1 238V237H0ZM9 238V237H8ZM15 237L13 238V239H16ZM152 238H154V239H152ZM186 238L188 239H190L188 242L186 241ZM208 238V237H207ZM221 238H223V237H221ZM221 238H220V240H221ZM12 239V240H13ZM65 239V240H64ZM71 239H74V240H71ZM204 239H206V237L204 238ZM225 239V238H224ZM230 239V238H229ZM234 239V238H233ZM12 240H9L10 241V243L12 242ZM209 240V239H208ZM226 240H227V238H226ZM32 241V240H31ZM78 241H81V244L79 243L78 244ZM100 241V242H99ZM232 241V240H231ZM7 242V241H6ZM33 242V241H32ZM99 242V243H98ZM103 242H104V244H105V247L103 248V247H101V246H99L100 245V243L101 244H103ZM209 242H210V240H209ZM226 242V241H225ZM224 242V243H225ZM227 242H228V240H227ZM2 243V242H1ZM24 243V242H23ZM204 243V242H203ZM202 243V244H203ZM213 243V242H212ZM220 243H223V241L222 242H220ZM223 243V244H224ZM25 244V243H24ZM34 244V243H33ZM83 244V245H82ZM99 244V245H98ZM211 244V243H210ZM215 244H217V242L215 243ZM228 244V247H230L229 246V243H227ZM233 244V243H232ZM245 245H246V243H244ZM5 245V244H4ZM6 245H8V244H6ZM10 245V244H9ZM13 245H14V243H13ZM32 245V244H31ZM116 245H118L117 247L119 248V250H120V252H121V254L120 253H115L114 251V249L112 248V246H116ZM205 245V244H204ZM212 245V244H211ZM211 245H209V246H211ZM219 245V244H218ZM217 245V246H218ZM236 245V244H235ZM235 245H232V246H235ZM2 246V245H1ZM0 246V247H1ZM110 246V247H109ZM209 246L207 245V251L205 250V252H208V249H209ZM244 246V245H243ZM6 247V246H5ZM28 247V246H27ZM202 247H203V245H202ZM212 247H214V245H212ZM212 247H210V248H212ZM226 247V246H225ZM225 247H223V248H225ZM236 247H238V246H236ZM247 247H250V246H248V244H247ZM259 247V246H258ZM3 248V247H2ZM11 248V247H10ZM30 248V247H29ZM215 248V247H214ZM232 248H234V247H232ZM255 248V247H254ZM1 249V248H0ZM216 249V248H215ZM222 249V248H221ZM220 249V247H219V250H221ZM226 249H227V247H226ZM231 249V248H230ZM235 249V248H234ZM249 249H251L252 250V246L249 248ZM30 250V249H29ZM117 250V249H116ZM214 250V249H213ZM213 250H210L211 252L213 251ZM218 250V249H217ZM228 250V249H227ZM245 250L247 251L248 249L247 248H245ZM1 251V254H2V251L3 250H0ZM13 251V250H12ZM203 251V248H201V251L200 252H202ZM223 251H224V249H223ZM223 251L221 250V253H223ZM230 251V250H229ZM228 251V252H229ZM244 251V250H243ZM15 252V251H14ZM214 252H215V250H214ZM217 252V251H216ZM219 252V251H218ZM227 252V251H226ZM232 252V255H234L233 254V252H235V250L234 251H231ZM249 252V251H248ZM3 253L5 254V251H3ZM19 253H18V255H19ZM177 253V254H176ZM203 253V252H202ZM201 253V254H202ZM245 253V252H244ZM0 254V255H1ZM12 254V253H11ZM11 254H9L8 256H7V261H6V259L3 257V254H2V257L5 259V264L7 263V264H19V260H24V259H22L21 258V256L19 257H15L16 255H14V254H12V255H14V256H12ZM17 254V253H16ZM162 254V255H161ZM205 254V253H204ZM210 254V253H209ZM213 254V253H212ZM214 254H216V253H214ZM219 254V253H218ZM227 254L228 253H226V255L225 254H222V256H224L225 255V259H226V256H227ZM236 254V253H235ZM6 255H7V253H6ZM146 255H148L149 257L146 259L145 258V256ZM200 255V254H199ZM221 255V254H220ZM236 255H238V254H236ZM253 255V254H252ZM259 255V254H258ZM119 256H118V259H119ZM163 256V257H164ZM196 256V255H195ZM205 256V255H204ZM209 256V255H208ZM229 256V255H228ZM231 256V255H230ZM244 256V255H243ZM261 255H259V257H260ZM125 257V256H124ZM186 257V258H185ZM190 257H189V259H190ZM199 257V256H198ZM211 257H212V255H211ZM211 257H209V258H211ZM250 257L252 258V256L250 255ZM1 258V257H0ZM21 258V259H20ZM127 258V259H128ZM129 258V259H130ZM154 258H155V261H153L154 260ZM157 258V259H156ZM177 258V257H176ZM178 258H179V256H178ZM202 258H203V256H202ZM205 258V257H204ZM203 258V259H204ZM209 258H208V260H209ZM228 258V257H227ZM230 258V257H229ZM231 258H233V256L231 257ZM235 258V257H234ZM236 258H237V256H236ZM235 258V259H236ZM261 258H262V256H261ZM3 259V260H4ZM129 259L127 260V264H129L128 262H129ZM174 259H175V256H174ZM194 259H199V258H192L191 257V259L190 260H194ZM202 259V260H203ZM205 259H207V258H205ZM234 259V260H235ZM239 259V258H238ZM238 259H236V260H238ZM117 260V259H116ZM120 260H124V258H120ZM120 260H118L117 262H119ZM133 260V259H132ZM133 260V261H134ZM135 260V261H136ZM157 260V261H156ZM171 260L173 261V263L171 262ZM179 260V259H178ZM178 260H175L176 262L178 261ZM181 260V259H180ZM196 260V261H197ZM230 260H232V262L234 261L233 259H230ZM230 260H229V262H230ZM261 260V259H260ZM111 261H113V260H111ZM125 261V260H124ZM163 261V260H162ZM184 260L182 259V262H183ZM188 261V259L186 260V261H184V263L185 262H187ZM205 261V260H204ZM1 262L2 261H0V264H1ZM25 262V261H24ZM23 261L20 263V264H25ZM115 262V261H114ZM126 262V261H125ZM164 262H165V264H166V261L164 260ZM179 262H181V261H179ZM179 262H177L178 264H179ZM228 262V263H229ZM2 263H4V261L2 262ZM111 263H113V262H111ZM122 263H124L123 261H122ZM137 263V262H136ZM138 263H140V262H138ZM137 263V264H138ZM140 263V264H141ZM187 263H189V262H187ZM190 263H193V262H191L190 261ZM189 263V264H190ZM196 263V262H195ZM195 263H193V264H195ZM227 262H225V264H226ZM239 264L240 262L238 261V262H236V264ZM110 264V263H109ZM114 264V263H113ZM118 264V263H117ZM120 264V263H119ZM131 264V263H130ZM134 264V263H133ZM180 264H182V263H180ZM186 264V263H185ZM232 264V263H231ZM233 264H234V262H233Z\"/></svg>", "mask_w": 264, "mask_h": 264}]
</instances>
